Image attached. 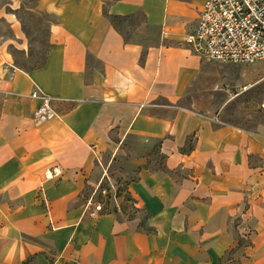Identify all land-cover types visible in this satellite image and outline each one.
<instances>
[{"label":"crops","instance_id":"1","mask_svg":"<svg viewBox=\"0 0 264 264\" xmlns=\"http://www.w3.org/2000/svg\"><path fill=\"white\" fill-rule=\"evenodd\" d=\"M206 2L0 0V264H264V131L184 104ZM35 17L47 53L26 69ZM131 139L137 214L96 212L86 189Z\"/></svg>","mask_w":264,"mask_h":264},{"label":"rangeland","instance_id":"2","mask_svg":"<svg viewBox=\"0 0 264 264\" xmlns=\"http://www.w3.org/2000/svg\"><path fill=\"white\" fill-rule=\"evenodd\" d=\"M47 21L37 17L26 19L31 46L25 55L16 56L20 67L30 69L43 62L47 53ZM184 104L217 122L249 131H264V61L236 65L203 59L201 71L189 87ZM114 154H107L103 161L105 176L96 185L87 187L85 197L95 207L101 205L103 211L132 217L138 209L128 185L140 168L138 159L145 151L137 140L131 139Z\"/></svg>","mask_w":264,"mask_h":264},{"label":"built area","instance_id":"3","mask_svg":"<svg viewBox=\"0 0 264 264\" xmlns=\"http://www.w3.org/2000/svg\"><path fill=\"white\" fill-rule=\"evenodd\" d=\"M185 45L202 59L220 63L251 65L264 61V0H207L196 28L184 39ZM34 98H39L37 93ZM57 117L50 100L36 110L35 120ZM60 168L46 178L61 174ZM96 212L103 207L97 205Z\"/></svg>","mask_w":264,"mask_h":264}]
</instances>
